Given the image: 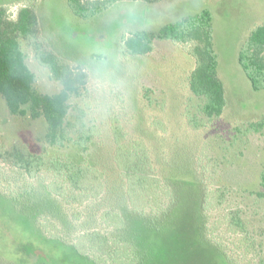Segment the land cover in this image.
I'll list each match as a JSON object with an SVG mask.
<instances>
[{
  "label": "trees",
  "instance_id": "trees-1",
  "mask_svg": "<svg viewBox=\"0 0 264 264\" xmlns=\"http://www.w3.org/2000/svg\"><path fill=\"white\" fill-rule=\"evenodd\" d=\"M118 1L124 0H67L80 18L93 16ZM37 36L38 19L29 5L20 7L15 18H10L7 8L0 5V98L10 115L42 119L44 142L53 150L48 158L45 153L29 152L23 145L0 150L3 162L28 176L42 170L51 176L42 194L25 188L16 194L0 192V196L45 240L67 247L87 264H193L204 261L208 251L224 264L243 263L240 256L247 259L246 264H262L258 239L248 234L238 210L224 214V220L229 221L227 230L241 235L238 245L230 246L207 223L206 212L213 198L207 176L196 167L204 137L195 138L196 149H185L182 138L164 127L166 116L145 128L146 123L138 116L123 122L110 116L106 133L101 126L86 124L83 110L75 116L71 113L70 101L86 89L88 73L74 70L39 42L34 43L36 58L60 84L55 93L40 92L22 47L23 40ZM168 40L182 44L181 50L193 62L184 79L188 99L193 98L195 103L183 107L184 126L195 132L203 130L221 117L226 104L224 85L217 72L210 13L204 10L183 17L155 32L136 31L125 41V50L140 60L153 53L157 42ZM238 61L252 88H263L264 24L251 31ZM129 125L133 135L129 134ZM248 127L253 134L263 133L264 117ZM259 189L249 193L264 201V173ZM215 192L216 203L220 204L223 191L218 188ZM86 201L101 209L103 231L81 227L72 236L74 242L59 230H48L47 234L44 222L55 230L57 222H63L62 216L67 215L60 209L65 202ZM80 215V211H74L70 220H79Z\"/></svg>",
  "mask_w": 264,
  "mask_h": 264
},
{
  "label": "rangeland",
  "instance_id": "rangeland-1",
  "mask_svg": "<svg viewBox=\"0 0 264 264\" xmlns=\"http://www.w3.org/2000/svg\"><path fill=\"white\" fill-rule=\"evenodd\" d=\"M0 5L7 8L10 18H15L19 8L25 5L37 16L38 36L23 40L22 47L36 74V87L40 92L55 93L60 84L36 58L34 43L39 42L74 70L88 73L86 89L70 101L71 113L75 116L83 110L86 124L101 126L106 133L110 116L122 122L138 116L146 123L144 128L166 116L164 127L182 138L185 149H196L198 139L195 138L204 137L199 144L196 167L207 176V187L213 198L206 212L207 223L214 226V234H220L230 246L238 245L241 235L230 233L229 221L224 220V214L238 210L248 234L258 239V253L264 264V201L256 200L249 193L260 190L264 173V132L253 134L248 127L264 117V87L254 90L238 61L251 31L264 24V0H162L156 3L124 0L88 18L75 15L67 0H0ZM204 10L211 15L212 43L226 104L221 117L195 132L184 126L181 117L184 105L195 103L193 98L188 99L190 94L184 79L193 62L181 50L182 44L169 40L157 42L151 55L138 60L126 52L125 41L136 31L155 32L164 24ZM128 131L133 135L131 125ZM44 132L42 119L12 116L0 98L1 151L17 144L31 153H45L48 158L53 150L44 142ZM50 179L48 171L42 170L30 177L0 159L1 193L16 194L28 188L42 194L43 186ZM218 188L223 191L220 204L215 199ZM88 201L84 204L65 202L60 209L67 215L62 216L63 222H57L55 230L53 225L44 222L47 234L48 230L51 233L59 230L70 237L69 242H74L72 236L81 227L103 231L101 209ZM77 210L81 213L79 220H70ZM208 252L204 261L193 264H224ZM240 259L243 261L240 264L247 263L246 258L240 256ZM0 264L87 263L70 253L67 247L45 240L5 197L0 196Z\"/></svg>",
  "mask_w": 264,
  "mask_h": 264
}]
</instances>
